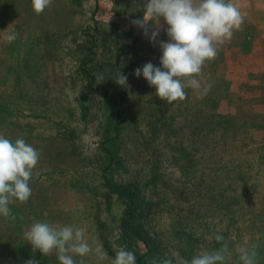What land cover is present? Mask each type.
Instances as JSON below:
<instances>
[{
	"label": "rangeland",
	"instance_id": "1",
	"mask_svg": "<svg viewBox=\"0 0 264 264\" xmlns=\"http://www.w3.org/2000/svg\"><path fill=\"white\" fill-rule=\"evenodd\" d=\"M140 2L54 0L37 15L31 0H0V133L41 154L30 199L10 205L17 219L0 217V264L32 258L34 220L79 227L110 257L126 246L141 264L218 247V232L230 248L255 244L264 264V0H234L244 24L203 68L210 91L172 104L134 75L162 56L131 23ZM129 216L149 234L124 228Z\"/></svg>",
	"mask_w": 264,
	"mask_h": 264
},
{
	"label": "clouds",
	"instance_id": "2",
	"mask_svg": "<svg viewBox=\"0 0 264 264\" xmlns=\"http://www.w3.org/2000/svg\"><path fill=\"white\" fill-rule=\"evenodd\" d=\"M54 0H31L34 12L39 15L52 6ZM142 18L131 21L143 30L146 38L158 43L162 56L160 66L151 62L134 70L136 78H143L156 89L155 95L172 104L188 98L187 89L206 95L212 85L202 83L200 76L206 63L214 60L220 46L231 41L234 31L244 24L242 13L234 0H141ZM167 28H164V23ZM13 25V24H12ZM5 39L12 44L20 33L8 29ZM165 31L167 41L158 39ZM119 86L128 87V77L120 72L115 80ZM40 152L23 138L10 140L0 133V217L16 220L10 205L26 203L32 195L30 181L40 161ZM31 245L33 256L24 264H40L35 252L43 256L56 253L59 264H85L89 256L96 264H137L136 253L120 246L110 257L102 244L93 246L85 239L83 230L73 225L61 226L47 220H34L24 233ZM218 247L197 251L191 258L176 253L174 256L154 257L149 264H228L233 252L238 264H259L255 244L230 248L225 237L215 235ZM79 257V261L75 258Z\"/></svg>",
	"mask_w": 264,
	"mask_h": 264
},
{
	"label": "trees",
	"instance_id": "3",
	"mask_svg": "<svg viewBox=\"0 0 264 264\" xmlns=\"http://www.w3.org/2000/svg\"><path fill=\"white\" fill-rule=\"evenodd\" d=\"M95 55H96V53H95ZM86 63L89 64V61H86ZM88 68H90V67H88ZM85 72H86V75H88L89 77L91 76L89 69H87ZM104 90H105V93L106 94H108V95L109 94H112L111 90H109L107 87H105ZM132 208H134V207L132 206L131 209ZM129 212L132 213L131 210ZM125 227H127V229L130 230V231H132L134 234H137V236H140L141 234H144V235L145 234H149L148 231H147L148 228L146 227L145 223H143V222H133V218H131L130 216L128 218V223H127V225L124 226V228ZM143 231H144V233H143ZM143 240L148 245V241L146 240V238H144ZM143 259H144V256L141 255L139 257V260H138L137 264H141V262L143 261Z\"/></svg>",
	"mask_w": 264,
	"mask_h": 264
}]
</instances>
